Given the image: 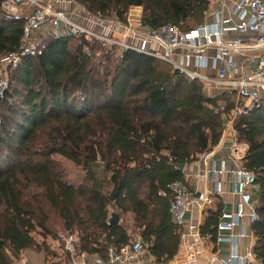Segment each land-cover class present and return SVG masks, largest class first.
Instances as JSON below:
<instances>
[{"label":"trees","instance_id":"1","mask_svg":"<svg viewBox=\"0 0 264 264\" xmlns=\"http://www.w3.org/2000/svg\"><path fill=\"white\" fill-rule=\"evenodd\" d=\"M73 1L89 17L121 22L140 7L143 26L187 32L213 0ZM24 21L0 7V59L20 52ZM0 79V264H14L25 250L47 260L62 252L58 264L70 263L59 232L76 237V254L105 257L108 247L128 242L124 226L140 234L147 256L169 263L180 232L157 193L184 183V169L219 143L234 93L211 95L163 61L134 51L117 56L114 45L72 34L40 38ZM232 132L259 190L251 230L264 264V99L234 119ZM55 156L82 172L77 185ZM220 210L208 212L201 227L212 240ZM112 212L116 225L108 222Z\"/></svg>","mask_w":264,"mask_h":264},{"label":"built area","instance_id":"2","mask_svg":"<svg viewBox=\"0 0 264 264\" xmlns=\"http://www.w3.org/2000/svg\"><path fill=\"white\" fill-rule=\"evenodd\" d=\"M61 1L71 7L70 13L85 11L73 0ZM0 7L11 16L19 15L23 8H30L24 16L20 52L2 58L3 64L15 66L20 55L30 54L41 38V31L49 27L53 31L64 30V34L81 36L89 43L114 45L121 53L134 51L156 58L204 87L234 93L236 107L223 131H228L230 155L236 163V168L229 171L234 178L232 208L230 211L221 208L212 240L201 234V227L208 212L221 207L223 192L219 183L197 190L191 189L186 182H173L165 191H158L159 197L168 199L171 221L180 232L177 252L167 264H259L251 230L259 218L256 204L252 202L253 190L258 186L255 175L243 169L241 158L234 154L240 145L234 140L232 123L236 117L258 109L264 99L263 0H234L230 5L223 1L218 9L209 10L202 23L187 32L173 25L157 29L143 26L140 7L130 8L125 22L94 18L111 28L109 35L70 20L68 11L57 9L45 0H1ZM210 173L220 174L214 168L207 171ZM197 179L204 183L205 173L197 175ZM188 215L191 216L188 218ZM123 228L128 242L108 247L105 257L88 256L84 252L76 254V237L59 232L57 241L72 257L70 263L63 264H157L146 255L140 234ZM223 246L227 247L226 253L222 252Z\"/></svg>","mask_w":264,"mask_h":264},{"label":"crops","instance_id":"3","mask_svg":"<svg viewBox=\"0 0 264 264\" xmlns=\"http://www.w3.org/2000/svg\"><path fill=\"white\" fill-rule=\"evenodd\" d=\"M50 3H53L54 7L63 11H68L70 15V20L81 24L83 27L92 30L94 32H97L102 35H109L111 32V28L106 27L103 23H100L96 19L89 17L85 11L80 10H74V13H70L71 7L69 5L63 3L61 0H45ZM225 2L226 4L230 5L234 0H213L211 3L210 10H216L218 9L219 4L222 2ZM264 1V0H263ZM30 8L26 7L25 9H22V14L25 16L26 12H29ZM210 21L209 19L207 22ZM43 31H51L52 29L47 27ZM41 31V32H43ZM55 35V34H52ZM190 63V62H189ZM212 91V93L219 92L220 90L214 88V87H208L205 86V91L209 93V91ZM228 131L223 132L222 137L219 141V143L208 153L202 155L199 160L196 163H193L186 167L184 169V176H185V182L191 189H197L200 190L203 187H211L214 185V182L219 183L221 190L223 194L221 195V208L230 211L232 208V204L235 200L234 196V178L229 174V171L231 169L236 168V163L232 162L231 155H230V137L227 133ZM214 168L217 172H220V174H217L215 176L212 175V173L207 174L208 170H211ZM205 173V182H200L197 179V175H201ZM259 196V190H253V197L252 202L256 204V200ZM191 215H188V218ZM49 245L51 248L57 252L58 245L56 242H49ZM222 252H227V247H222ZM61 252H58V256L56 258H47L45 257L44 252H35L33 250H25L23 251L19 259L15 261L14 264H58L60 260Z\"/></svg>","mask_w":264,"mask_h":264},{"label":"rangeland","instance_id":"4","mask_svg":"<svg viewBox=\"0 0 264 264\" xmlns=\"http://www.w3.org/2000/svg\"><path fill=\"white\" fill-rule=\"evenodd\" d=\"M52 34L62 35V34H64V30L53 31V32H51V31H48V32L43 31V32L40 33L39 36L41 38H45V37H48V36H53ZM116 55L117 56H120L121 55V51H119V50L116 49ZM8 66L14 67L13 65H10L8 63L3 64V63L0 62V78H1V76L4 73H6V70H7V67ZM0 81H1V79H0ZM208 91H209V94H211V95L213 94L212 91H210V90H208ZM245 150H246V147L244 145H240V147L237 149V152H235L234 154H235V156L237 158H241L244 155ZM55 160L58 161V162H60L61 165L63 166V168L66 170L67 175H68V180L72 184L77 185L80 182V179L83 176L82 172L78 168L74 167L70 162L63 160L59 156H55ZM127 224L130 225V226H132V223L129 220H128V223ZM34 237L38 241H41L39 237H36V235ZM243 243H247V241H244Z\"/></svg>","mask_w":264,"mask_h":264},{"label":"water","instance_id":"5","mask_svg":"<svg viewBox=\"0 0 264 264\" xmlns=\"http://www.w3.org/2000/svg\"><path fill=\"white\" fill-rule=\"evenodd\" d=\"M183 167H184V165L181 164V165L179 166V170L182 171V170H183ZM108 222H109V224H114V225H116V224H118V222H119V217L117 216V214H115L114 212H112V213L110 214V216H109Z\"/></svg>","mask_w":264,"mask_h":264}]
</instances>
